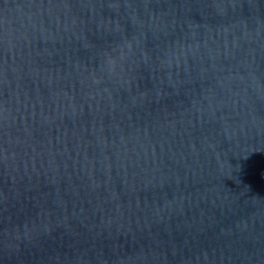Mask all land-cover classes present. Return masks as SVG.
Masks as SVG:
<instances>
[{"label":"water","instance_id":"obj_1","mask_svg":"<svg viewBox=\"0 0 264 264\" xmlns=\"http://www.w3.org/2000/svg\"><path fill=\"white\" fill-rule=\"evenodd\" d=\"M0 264H264V0H0Z\"/></svg>","mask_w":264,"mask_h":264}]
</instances>
